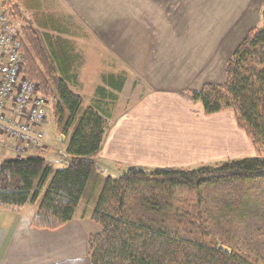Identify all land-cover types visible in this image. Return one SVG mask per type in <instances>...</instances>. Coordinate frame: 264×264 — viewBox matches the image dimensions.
Segmentation results:
<instances>
[{"label":"trees","instance_id":"trees-1","mask_svg":"<svg viewBox=\"0 0 264 264\" xmlns=\"http://www.w3.org/2000/svg\"><path fill=\"white\" fill-rule=\"evenodd\" d=\"M19 14L17 7L10 13ZM22 42L24 72L51 102L71 158L57 170L37 154L0 161V207L39 202L32 225L53 230L75 217L86 195L110 115L96 103L84 106L72 88L77 84L72 43L33 27L24 29ZM226 73L224 83H205L187 93L207 115L232 110L260 152L264 0L261 24L236 47ZM103 182L91 215L101 226L88 239L91 264H264L263 152L194 168L133 166Z\"/></svg>","mask_w":264,"mask_h":264},{"label":"crops","instance_id":"crops-1","mask_svg":"<svg viewBox=\"0 0 264 264\" xmlns=\"http://www.w3.org/2000/svg\"><path fill=\"white\" fill-rule=\"evenodd\" d=\"M34 1L39 5L46 2ZM64 1H82L88 9L92 0ZM217 1L225 2L224 5H220V2L218 4L229 18H244L242 26L245 25V28L239 29L240 32L248 33L261 24L263 0H172L167 4V10L173 9V18L184 15L201 16V10L217 6ZM130 2V32L147 33L150 30V22L146 20L148 16H151L155 25L161 24L155 18L160 20L168 17L160 15L163 12L162 6V10L156 11L154 0H145V4L139 3V0ZM163 25L165 31L161 29V32L185 30L179 19L172 20L171 24L163 22ZM59 28L61 29L53 30L60 33L68 31L62 26ZM218 30L226 32L227 27ZM62 39L67 42L70 40ZM243 39L244 37L238 40L234 50ZM234 45L231 44V47ZM219 47L223 48V44ZM130 54L129 63L127 62L129 74L121 70L102 77V82L100 76L91 80L96 81L91 89L98 95L93 98L91 105L97 104L100 110L103 106L106 112L101 100L112 98L115 101L113 113H117L115 117H110L112 119L103 146L93 158L97 164L95 170L98 176H116L121 170L133 166L195 167L202 161L223 160L234 156V132L239 137L241 134L234 127L233 115L223 112L205 114L203 104L193 102L186 90H200L208 82H224L226 73L220 82L203 79L195 74L188 76L189 73L182 68L179 61L173 63V60L167 58L155 62L148 56L132 55V52ZM78 77L77 75L75 85L80 83ZM119 86H122L121 89H117ZM101 88H104V98H101ZM66 139V136H61L64 142ZM32 151L34 153L37 150ZM62 151L61 160L68 162L71 156L66 153V148ZM0 154L14 155L4 150ZM112 169L114 170L111 171ZM97 199L85 195L79 203L75 217L53 230L35 228L32 225L35 214L33 217L23 218V209L27 204L20 208L0 207V264H91L88 239L91 234L101 231V226L91 218ZM35 210L36 206L30 216ZM24 221L26 224L23 227L21 223Z\"/></svg>","mask_w":264,"mask_h":264},{"label":"rangeland","instance_id":"rangeland-1","mask_svg":"<svg viewBox=\"0 0 264 264\" xmlns=\"http://www.w3.org/2000/svg\"><path fill=\"white\" fill-rule=\"evenodd\" d=\"M169 1L172 2V0H154L156 11H160L163 8V12L161 11L160 15L171 17H162L160 20L155 18V21H159L162 24L155 25L151 16H148L146 20L150 22V30L147 33L129 31L130 0H92L89 2L88 9H86L85 2L82 1L46 0V2H42V5H39L34 0H0V4L5 7L9 15L15 7L20 10L19 15H10V17L21 28V32L25 28L33 27L40 32L52 34L55 39H70L68 43H72L74 46L73 52L76 53L74 70L79 76L78 81L80 82L78 85L71 84V86L83 96L84 106H88L91 105L93 98L98 96L96 91L91 89L92 85L96 84V81L91 80L98 79L100 76L102 82V77L121 70L129 74L127 62L129 63L131 52L132 55L148 56L155 62L158 60L163 61L167 58L173 60V63L179 61L182 64V68H185L189 73L188 76L195 74L203 79L207 78L219 82L223 80L228 61L235 51L234 47L239 43L238 40L240 41L247 35V33L239 31V29L245 28V25L242 26L244 18L241 16L236 18L226 16V11L220 6L225 4L224 1H217L215 2L217 6L201 10V16L184 15L173 18V9L167 10ZM219 2L220 5L218 4ZM139 3L145 4V0H139ZM175 19H179L180 24L184 25L185 30L183 32H161V29L165 28L163 22L171 24L172 20ZM59 26L67 28L68 31L64 33L55 32L53 29H61ZM151 26L153 29H151ZM226 27V32L218 30ZM231 29H235L234 32H231ZM163 31L165 30L163 29ZM220 44H223V48L219 47ZM231 44L235 45L231 47ZM101 102L105 105L106 112H109L110 117L112 116L113 118V116L117 115V113H113L115 107L114 99L107 98L106 100H101ZM51 105V102H49L47 120L44 125V129L47 132L45 147L34 153L33 151H28L18 157H28L31 154H37L46 158L48 163L57 170L67 164V162L61 160L60 155L63 152L62 149L67 146L68 137H66L65 142L61 140L63 134L58 131ZM222 112L233 115L234 127L241 134V137H239L234 132L236 150L234 151V156H229L227 159L242 157V155L256 156L261 152L264 153V149L259 152L251 137L239 125L232 110ZM110 119L109 122L111 121ZM13 157L16 156L0 154V161ZM219 161L222 160L202 161L195 167L203 163H216ZM124 170L121 171L123 172ZM103 180L104 177L102 175L101 177L98 176L95 170L89 181L86 197L97 199L103 187ZM35 206V211L37 212L39 202H28L23 209V218L33 217L36 213L35 211L32 216L30 215ZM25 224L26 221L21 223V226L24 227Z\"/></svg>","mask_w":264,"mask_h":264},{"label":"built area","instance_id":"built-area-1","mask_svg":"<svg viewBox=\"0 0 264 264\" xmlns=\"http://www.w3.org/2000/svg\"><path fill=\"white\" fill-rule=\"evenodd\" d=\"M21 28L0 4V151L15 156L45 147L48 98L27 76Z\"/></svg>","mask_w":264,"mask_h":264}]
</instances>
